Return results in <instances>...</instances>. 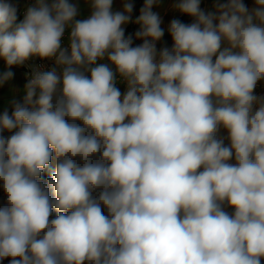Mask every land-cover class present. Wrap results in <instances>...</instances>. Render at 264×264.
Listing matches in <instances>:
<instances>
[{"label": "clouds", "instance_id": "1", "mask_svg": "<svg viewBox=\"0 0 264 264\" xmlns=\"http://www.w3.org/2000/svg\"><path fill=\"white\" fill-rule=\"evenodd\" d=\"M201 4L0 0V88L53 62L0 112V264L264 262V0Z\"/></svg>", "mask_w": 264, "mask_h": 264}, {"label": "rangeland", "instance_id": "2", "mask_svg": "<svg viewBox=\"0 0 264 264\" xmlns=\"http://www.w3.org/2000/svg\"><path fill=\"white\" fill-rule=\"evenodd\" d=\"M0 61L2 63H4L2 59H0ZM5 70H6V66L3 64H0V72L5 71ZM12 71H14V73H15L14 79L11 82H9V84L0 88V112H2L4 110V108L9 107L8 101L13 96V92L10 89L13 85L20 90L19 93L17 94L16 98L22 99V96H23V87H24L23 74L20 73L19 71L14 70V69H12ZM10 110L11 109H9V111ZM54 166L55 165L53 162V164L50 166V168L54 169ZM49 174H50L49 172H45L44 173V179H47ZM3 199H4V195H3L2 190H0V201H3ZM227 210H230V209H227ZM53 215H55V214H53ZM2 264H8V261L5 260L2 262ZM262 264H264V262H262Z\"/></svg>", "mask_w": 264, "mask_h": 264}, {"label": "crops", "instance_id": "3", "mask_svg": "<svg viewBox=\"0 0 264 264\" xmlns=\"http://www.w3.org/2000/svg\"><path fill=\"white\" fill-rule=\"evenodd\" d=\"M212 3H213V0H202V4H201V6L204 7V8H211ZM245 3L248 4L249 6H251L252 0H245ZM135 4H136V8H135L134 16L139 14V8L142 6V4H143V0H135ZM82 7H83V5H82ZM154 10H157V11H161V12H162V15H164V23H165V24H167V22H168V21L173 17V15H174L172 12H168V13L165 15L161 9H154ZM86 13H87V10L85 9V14H86ZM175 15H177L178 18H180V19H181L183 22H185V23H189V22H190V18L187 17V16H179V14H175ZM137 27H138V26H137V25H134V24H130V25H128V26H127V29H126V34H127L130 30H132L133 28L136 30ZM164 39L168 41L169 46H170V44H171V38H170V36L167 35V33L165 34ZM158 46H159V45H158ZM0 64L5 65V64L2 63L1 61H0ZM13 69L16 70V71H19V72H20V70H19L17 67H14ZM20 73H21V72H20ZM256 91H257V94H260V93L264 92V84H262L261 86H259V87L257 88ZM220 135H221V136H224V135H226V133L222 131V132L220 133ZM225 143L227 144V141H225Z\"/></svg>", "mask_w": 264, "mask_h": 264}, {"label": "built area", "instance_id": "4", "mask_svg": "<svg viewBox=\"0 0 264 264\" xmlns=\"http://www.w3.org/2000/svg\"><path fill=\"white\" fill-rule=\"evenodd\" d=\"M20 18H22V16ZM134 32H135V29L133 28L128 33H134ZM139 43H141V41H134V44H139ZM32 65H44L45 69H49L53 66V62L48 61V60L41 61L39 59H34L32 61L26 62L25 65H23V66H17V68L23 74L24 84L27 82V75L26 74H30L33 70ZM118 87L121 88V91H124V85L119 84ZM228 211L231 212L232 210L230 209Z\"/></svg>", "mask_w": 264, "mask_h": 264}]
</instances>
